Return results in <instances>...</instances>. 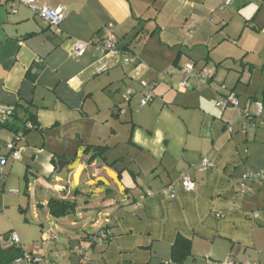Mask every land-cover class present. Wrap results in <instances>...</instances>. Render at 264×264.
<instances>
[{"label": "crops", "instance_id": "obj_1", "mask_svg": "<svg viewBox=\"0 0 264 264\" xmlns=\"http://www.w3.org/2000/svg\"><path fill=\"white\" fill-rule=\"evenodd\" d=\"M219 1L35 0L37 7L64 10L62 35L56 36L23 0H0V109L20 117L28 109L36 117V129L17 145L19 161L6 149L13 133L0 129L1 249L12 247L9 236L15 234L19 255L25 253L55 220L46 208L49 199L41 198L32 211L39 229L27 218L15 223L14 208L27 214L14 183L20 188L22 180L28 192L72 180L83 208L93 212V232H109L87 264H264V179L248 182L247 193L240 189L248 172L264 175V128L260 119L247 133L237 128L243 109L254 114L260 103L264 116V83L253 84V74L264 78V21H258L264 0H235L224 9ZM106 39L118 51L102 57L97 45ZM73 40L92 43L83 57L72 55ZM126 52L136 62L124 64ZM188 66L194 74L179 90ZM200 72L208 75L204 81ZM141 83L154 84L145 107L139 105ZM221 85L237 96L238 108L216 106ZM128 91L134 95L122 103ZM88 146L106 148L104 162L88 163ZM57 160L69 163L60 173ZM130 165L147 167L146 185ZM83 168L90 179L107 180L89 185L90 195L77 180ZM181 172L195 183L194 191L183 190ZM167 187L174 197L163 193ZM65 192L57 187L54 198L76 205ZM63 236L67 252L29 254L47 260L40 264H77L78 245L72 244L78 240ZM178 236L189 242L186 256L176 261Z\"/></svg>", "mask_w": 264, "mask_h": 264}, {"label": "built area", "instance_id": "obj_2", "mask_svg": "<svg viewBox=\"0 0 264 264\" xmlns=\"http://www.w3.org/2000/svg\"><path fill=\"white\" fill-rule=\"evenodd\" d=\"M235 0H220L219 1V8L224 9L226 7L231 6L234 3ZM24 5H26L28 8H30L37 17L43 21L45 24H47L52 30L53 33L56 36H61L62 31L60 29L61 22L64 18V10L62 8H55L50 9L48 7H37L35 4V0H23ZM193 28V24H190L188 26V30H191ZM92 45L90 41H81V40H73L72 41V47H71V53L75 58H81L86 53L87 49ZM97 50L100 52L102 57H108L112 56L113 54L117 53V43L113 39H106L105 41L99 43L97 45ZM123 63L128 65L133 62H136V59L134 58L133 54L130 52H126L123 56ZM137 69H141L142 65L141 63L136 64ZM193 67L188 66L187 68L183 69V75L185 76L184 81L180 82L178 84L179 90H184L189 86V79L193 75ZM199 79L204 81L207 78V74L204 72H200ZM72 82V81H69ZM153 85L154 84H146L141 83L140 89H139V95H140V101L139 105L140 107L147 106L154 98L153 95ZM217 93V98L215 101V104L217 107H221L222 109L231 106L234 108H238V98L237 96L231 92L227 91L226 87L224 85H221L219 88V92ZM134 95L132 91H128L127 94L124 96L122 103H128L130 98ZM121 106L118 107V110L120 113H123L121 110ZM256 112L254 114H250L248 110L243 109L241 110V117L240 120L237 123V128L242 133H247L249 130L255 129L257 127V124L255 122V119H260L262 127L264 128V116L262 114V105L260 103L256 104ZM9 111L0 109V127L5 125V123L9 120ZM25 130H32L33 126L27 122L24 124ZM227 133L231 134L233 132V128L227 126L226 127ZM24 136L22 132H17L13 134V138L10 142L6 144V149L9 153V157L12 158L14 161L20 160V153L17 149V145L23 141ZM5 165V158L0 157V180H4L3 175V166ZM201 167L203 169H207L210 167L209 161L204 158L201 161ZM264 175L262 172H248L243 177V183L241 184V192L247 193V183L252 182L255 180H263ZM179 182L181 184V187L186 192H192L195 190L196 186L195 183L189 178L187 172H181L179 177ZM163 193L167 195L168 197L172 198L174 197V191L171 187H167L163 190ZM9 195H15L16 192L14 190L8 191ZM109 237L108 230H99L97 231L92 237H91V245L90 247H84L82 245L77 246L74 249V253L78 256L79 260L77 264H87L88 263V256L89 253L92 252V250L102 247L105 242L107 241ZM11 243L13 246L17 247L19 246V241L15 234H11L9 236ZM41 240L43 243H51L56 240V234L52 229H48L41 235ZM42 262H47V260L44 258H36L30 255H23L19 257L15 263L16 264H40ZM223 264H252V263H236L233 261H229Z\"/></svg>", "mask_w": 264, "mask_h": 264}, {"label": "rangeland", "instance_id": "obj_3", "mask_svg": "<svg viewBox=\"0 0 264 264\" xmlns=\"http://www.w3.org/2000/svg\"><path fill=\"white\" fill-rule=\"evenodd\" d=\"M259 7L261 8V13L259 15V20L258 21H264V5H259ZM254 60L258 61V57H256V54L254 55ZM259 64L261 66L260 71H264V58L261 60H259ZM247 73V72H246ZM260 73V72H258ZM259 78V79H258ZM262 83H264V78L260 75H256L253 74V84L260 86L262 85ZM254 89V85H252L251 90ZM241 109V108H240ZM240 114H238V118H240ZM139 166V165H138ZM85 168L82 169V171L80 172V174H78L77 180L80 183V190H87L88 186L91 184H95V181L98 182H106V177L103 176L101 178H98L97 180H92L90 179V172H86L84 171ZM133 171H137L139 170L141 173V180L140 185L144 186L147 183V179L149 177V172L147 167H143V169L137 168L135 166H131L130 168ZM58 179V178H56ZM101 179V180H100ZM31 181V179H30ZM72 181V180H71ZM69 181H63L61 184H57V185H52L49 187H46L44 190H40L38 188V186L36 187V185L31 188L30 191L26 192L24 191V183L22 180L18 181L20 183V188L17 187V184L14 183L12 188H14L15 190H17L19 192V195L17 196V198L20 199V205L22 209L25 210V213L23 214H27L26 216L20 215L18 214V207L14 208V217H16V222L15 223H20V225H23L24 223V218H27L28 220H30V223H32V225H34L33 227H35V229H39L38 226L36 225L38 222V220L33 221V208H35V204L41 200V198H43L44 200H48L50 198H54L55 196H57L56 190L57 187H59L61 190L66 191V194H69L68 197L73 200L72 202H77L76 205L74 206L73 211L67 215V217L65 218H61V219H55L53 221V224L50 226L49 223H46V228L49 229H53V231L55 232L57 239L54 242H51V244H44L41 240V235L37 237L36 241H30L29 245L25 248L26 251L25 253H22L20 255H30L33 257L38 258L39 256H34L37 254H40L41 251H45L46 253H50L48 251L52 250L53 252L58 251V253H64L68 251V242L65 239V237L63 235L66 236H72L74 239L78 240L77 242H75V244L72 246L74 247L76 244L82 245L84 247H90L91 245V237L98 231H94V229L92 228V224H93V212L90 210H85L83 208L84 203L80 202L83 200L82 195H75V187L72 185L73 183ZM17 182V180H16ZM11 184V179L8 181V186ZM61 185V186H60ZM66 185V186H65ZM56 187V188H55ZM85 187V189H84ZM33 190V192H32ZM40 191L42 193H40ZM70 192V193H69ZM88 194H92L91 190H87ZM43 216H46V209L44 211H42L41 213ZM13 216V215H12ZM95 217V216H94ZM59 220V221H58ZM27 225V224H26ZM74 226V227H72ZM93 232V233H92ZM66 233V234H65ZM70 234V235H68ZM86 234H89L88 236ZM83 235H86L84 237V239L82 238ZM71 237V238H72ZM70 247L71 249L73 247ZM74 249V248H73ZM56 250V251H55ZM30 252H34V255L29 254ZM43 258L44 257H40Z\"/></svg>", "mask_w": 264, "mask_h": 264}, {"label": "trees", "instance_id": "obj_4", "mask_svg": "<svg viewBox=\"0 0 264 264\" xmlns=\"http://www.w3.org/2000/svg\"><path fill=\"white\" fill-rule=\"evenodd\" d=\"M153 90H154V85H153ZM9 113H10L9 120L5 123V125L1 126L0 129H6L12 132L13 134L17 132H22L23 136L27 132H29L28 130L24 129L25 123L29 122L33 126V129H36V117L31 112H29L28 109L24 110L23 117H20L18 113L15 111L13 112L9 111ZM85 151L92 152V157L88 160V163L92 162L96 158H99L104 162V158L102 156L105 153L106 148L88 146L86 147ZM53 164H54L55 169H57L56 163L54 161H53ZM109 166H112V165L109 164ZM74 206H75L74 203H71L69 201H65L63 199L51 198L49 199L46 205V208H47L49 215L52 218L61 219V218H64L68 212H72L74 209ZM99 230H108V229L106 227H103ZM7 236L8 234L3 235L4 238H6ZM188 242L189 241L187 239L181 236H178L176 238L175 244L173 245V248H172V258L174 260L177 261L186 256ZM18 252H19L18 248L16 249L13 245L11 248H8V249L0 248V264H11L13 260L18 257L19 255Z\"/></svg>", "mask_w": 264, "mask_h": 264}, {"label": "water", "instance_id": "obj_5", "mask_svg": "<svg viewBox=\"0 0 264 264\" xmlns=\"http://www.w3.org/2000/svg\"><path fill=\"white\" fill-rule=\"evenodd\" d=\"M67 165H69V163L57 160V162H56L57 173H60L62 171V169L64 168V166H67Z\"/></svg>", "mask_w": 264, "mask_h": 264}]
</instances>
